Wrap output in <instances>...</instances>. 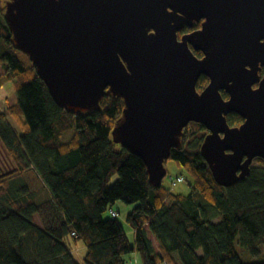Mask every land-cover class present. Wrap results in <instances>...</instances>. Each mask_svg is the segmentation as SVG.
Instances as JSON below:
<instances>
[{
    "label": "trees",
    "instance_id": "1",
    "mask_svg": "<svg viewBox=\"0 0 264 264\" xmlns=\"http://www.w3.org/2000/svg\"><path fill=\"white\" fill-rule=\"evenodd\" d=\"M5 1L0 41L8 49L1 45L0 85L14 82L18 101L0 111V140L15 165L0 176V264H81L70 239L85 246V264H129L125 255L135 251L142 264H264L244 262L238 248L253 257L264 251V159L257 158L234 185L218 184L200 150L208 130L191 122L198 126L186 128L171 160L191 175L193 191L176 193L164 182L154 186L145 161L112 137L124 100L105 96L101 110L78 114L59 106L28 56L14 46ZM209 82L202 75L199 90ZM228 121L239 126L244 118L234 112ZM30 172L41 188L33 186ZM119 200L135 204L127 217L134 241L118 217L107 214Z\"/></svg>",
    "mask_w": 264,
    "mask_h": 264
},
{
    "label": "water",
    "instance_id": "2",
    "mask_svg": "<svg viewBox=\"0 0 264 264\" xmlns=\"http://www.w3.org/2000/svg\"><path fill=\"white\" fill-rule=\"evenodd\" d=\"M5 6L14 46L59 106L78 114L101 110L105 96L124 100L112 137L145 161L154 186L162 185L172 149L182 146L191 122L208 130L200 150L218 184L234 185L264 159V0H6ZM202 75L210 82L199 90ZM234 112L244 118L239 126L229 124Z\"/></svg>",
    "mask_w": 264,
    "mask_h": 264
},
{
    "label": "rangeland",
    "instance_id": "3",
    "mask_svg": "<svg viewBox=\"0 0 264 264\" xmlns=\"http://www.w3.org/2000/svg\"><path fill=\"white\" fill-rule=\"evenodd\" d=\"M2 44L3 43L0 41V51H1V45ZM4 48H5L4 50L8 49V47L5 46V45H4ZM17 101H18V95H17L16 90H15L14 82L9 81V82H5L4 84L0 85V111L5 110L6 107L9 104H14ZM11 122L16 127L18 132H20L21 129L19 128L17 121L14 120V119H11ZM197 126L198 125H196V124H190V127H188V130L193 131V130H195V128ZM71 136H72V132L67 133L65 135V137H64V141H68L71 138ZM254 163L256 164L257 161L255 160ZM166 165H167L168 174L164 178V181H163L164 184L166 186H168L170 189H172L173 192L190 194L193 191L194 182H193V178L188 173V171L185 168L179 166L176 163V161L171 160V159L167 161ZM14 169H15V165L13 164L11 158L9 157L7 151L5 150V148L2 145L1 140H0V176L13 171ZM180 175H183L185 177V181L180 182L177 185L173 186V184L171 182L172 181L171 177L172 176L173 177H177V176H180ZM29 178H30V181L33 184V186H36V187H39V188L42 187L41 182L36 177V174L34 172L29 174ZM116 178L117 177H115L114 180H116ZM134 206H135V204H127V203H125V202H123L121 200L117 201L113 205V209H115L116 211L119 212L118 219L124 225L125 230H126V232L128 234V237L130 238L131 241H134V230H133L131 224L129 223L127 217H128V213L131 211V209ZM107 214L109 216L110 212H108ZM37 220H39L38 216H37ZM218 221H220V217H217V218L214 219V222H218ZM151 237L153 238L154 244H155V246H156V248L158 250L159 242H158L157 238H155L153 235ZM73 244H71V248L72 247L74 248L75 245H76V244H74V245ZM79 245L83 246L82 243H80ZM238 248H239L241 257H242L244 262L251 263V262H256V261H264V251L261 254V256L253 257L251 255V253L249 252V250H247L242 245L238 244ZM73 253H74L75 258L81 264H85L86 250L84 248L82 250L76 249ZM198 253L201 255L203 253L202 249H199ZM130 255H126V258L129 260L128 261L129 264H135L134 262L131 261V257H133V256H130ZM161 264H166V263H161Z\"/></svg>",
    "mask_w": 264,
    "mask_h": 264
},
{
    "label": "crops",
    "instance_id": "4",
    "mask_svg": "<svg viewBox=\"0 0 264 264\" xmlns=\"http://www.w3.org/2000/svg\"><path fill=\"white\" fill-rule=\"evenodd\" d=\"M147 229H148V232H149V237L152 239V241H153V244H154V240H153V238L151 237L152 235L155 237V235L149 230V224H147ZM156 238V237H155ZM70 241H71V239H70ZM71 244H73L72 243V241H71V243H70V245ZM80 244V243H79ZM79 244H76L75 245V247L73 248H71L72 249V252H74L76 249H80V250H82L83 248L86 250V248H85V246L83 245V246H80ZM74 245V244H73ZM154 247H155V249H156V251L158 252L159 251V248H158V250H157V248H156V246H155V244H154ZM74 254V253H73ZM131 254V255H130ZM130 254H127V255H130V256H133V257H131V261L132 262H134L135 264H142V258H141V255H140V253L138 252V251H135V252H133V254L132 253H130ZM125 258H126V255H125ZM127 259V258H126ZM128 260V259H127ZM129 261V260H128ZM180 264V263H179Z\"/></svg>",
    "mask_w": 264,
    "mask_h": 264
},
{
    "label": "built area",
    "instance_id": "5",
    "mask_svg": "<svg viewBox=\"0 0 264 264\" xmlns=\"http://www.w3.org/2000/svg\"><path fill=\"white\" fill-rule=\"evenodd\" d=\"M171 182H172V184H173V186L174 185H177L178 183H180V182H183V181H185V177L183 176V175H180V176H177V177H171ZM110 215L111 216H113V217H118L119 216V212L118 211H116L115 209H110ZM74 235H75V233H73Z\"/></svg>",
    "mask_w": 264,
    "mask_h": 264
},
{
    "label": "flooded vegetation",
    "instance_id": "6",
    "mask_svg": "<svg viewBox=\"0 0 264 264\" xmlns=\"http://www.w3.org/2000/svg\"><path fill=\"white\" fill-rule=\"evenodd\" d=\"M200 27H201V26H200ZM198 28H199V27H198ZM189 29H192L191 31H193V30H195V29H197V28H195V27H194V28H188V27H187V28H185L184 30H182V31H180V32L185 33V30H189ZM191 31H187V32H191ZM180 32H179V34H180ZM183 33H182V34H183ZM182 34H181V35H182ZM181 35H180V36H181ZM263 70H264V67H263L262 71H263ZM262 71H261V73H262ZM262 74H264V72H263ZM255 86H258V85H255Z\"/></svg>",
    "mask_w": 264,
    "mask_h": 264
}]
</instances>
